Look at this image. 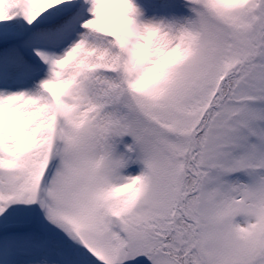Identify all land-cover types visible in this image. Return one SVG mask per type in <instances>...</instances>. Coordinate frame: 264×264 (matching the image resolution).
I'll use <instances>...</instances> for the list:
<instances>
[{
  "label": "snow or ice",
  "instance_id": "snow-or-ice-1",
  "mask_svg": "<svg viewBox=\"0 0 264 264\" xmlns=\"http://www.w3.org/2000/svg\"><path fill=\"white\" fill-rule=\"evenodd\" d=\"M0 264H264V0H0Z\"/></svg>",
  "mask_w": 264,
  "mask_h": 264
}]
</instances>
